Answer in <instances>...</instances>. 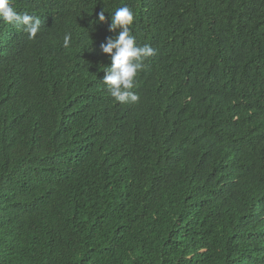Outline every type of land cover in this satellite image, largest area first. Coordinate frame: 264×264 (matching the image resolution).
<instances>
[{
	"label": "trees",
	"instance_id": "obj_1",
	"mask_svg": "<svg viewBox=\"0 0 264 264\" xmlns=\"http://www.w3.org/2000/svg\"><path fill=\"white\" fill-rule=\"evenodd\" d=\"M13 4L41 27L0 21V264H264V0ZM123 6L136 103L103 83Z\"/></svg>",
	"mask_w": 264,
	"mask_h": 264
},
{
	"label": "clouds",
	"instance_id": "obj_2",
	"mask_svg": "<svg viewBox=\"0 0 264 264\" xmlns=\"http://www.w3.org/2000/svg\"><path fill=\"white\" fill-rule=\"evenodd\" d=\"M104 11L99 13V20L106 22ZM0 21L11 24L28 33L29 38L36 37L41 27V19L27 12L16 10L13 0H0ZM134 22V13L128 6L119 7L112 15L111 30L123 29L114 39L102 45L103 51L112 54V64L103 67L107 74L103 83L107 86L110 95L121 103H136L139 96L132 91L135 80L145 67L144 61L154 54L149 45L138 46L136 37L132 34L131 25ZM71 35L64 36V47H69Z\"/></svg>",
	"mask_w": 264,
	"mask_h": 264
}]
</instances>
